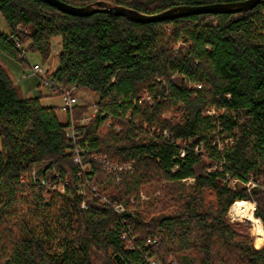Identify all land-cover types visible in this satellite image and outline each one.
<instances>
[{
  "label": "trees",
  "instance_id": "obj_1",
  "mask_svg": "<svg viewBox=\"0 0 264 264\" xmlns=\"http://www.w3.org/2000/svg\"><path fill=\"white\" fill-rule=\"evenodd\" d=\"M61 1L156 14L243 0ZM0 17V53L47 59L60 37L53 79L99 95L63 122L0 62V264H264L228 219L254 200L264 224V0L150 22L0 0Z\"/></svg>",
  "mask_w": 264,
  "mask_h": 264
},
{
  "label": "rangeland",
  "instance_id": "obj_2",
  "mask_svg": "<svg viewBox=\"0 0 264 264\" xmlns=\"http://www.w3.org/2000/svg\"><path fill=\"white\" fill-rule=\"evenodd\" d=\"M0 32L2 33H9V28L7 27L5 21L0 17ZM61 38L57 37L53 40V46L51 50L50 57L45 59L37 52H31L28 50L26 54L27 60L21 62L19 60H15L5 53H0V62L6 68L10 76L12 77L13 81L16 85L19 86L21 93L23 96H41V103L44 106H56L59 107L58 114L63 122L66 121V113L61 109V105L63 104L62 96L58 93L53 92L48 87L43 85V78L36 74L33 69L32 65L40 64L41 67L44 69V77H52L53 71L59 65V51L61 50ZM74 94L79 98V104H88L93 106L99 98V95L93 91H90L86 88H75L73 90ZM95 114L93 108L90 109V115ZM35 167L33 173H35ZM186 183L194 182L193 178H189L185 180ZM255 185L254 182H249L248 184L237 183L235 188H243L248 186L247 188L250 190ZM142 198L146 199L147 196L142 194ZM253 210V215L251 216H237L232 213L233 206L230 207L228 211V219L229 221L236 225L240 230L247 232L251 239L252 243L256 248H261L264 246V224L262 228V222L257 224L255 218H258L255 214L257 204L254 200H246ZM256 243V244H255ZM160 264V262H159Z\"/></svg>",
  "mask_w": 264,
  "mask_h": 264
},
{
  "label": "water",
  "instance_id": "obj_3",
  "mask_svg": "<svg viewBox=\"0 0 264 264\" xmlns=\"http://www.w3.org/2000/svg\"><path fill=\"white\" fill-rule=\"evenodd\" d=\"M61 11L77 16H89L98 11H106L117 15H124L131 20L140 22L162 21L198 13H236L247 11L255 7L261 0H243L229 3H215L204 6L178 5L156 14H144L135 9L113 6L104 1L86 6H74L61 0H45Z\"/></svg>",
  "mask_w": 264,
  "mask_h": 264
},
{
  "label": "built area",
  "instance_id": "obj_4",
  "mask_svg": "<svg viewBox=\"0 0 264 264\" xmlns=\"http://www.w3.org/2000/svg\"><path fill=\"white\" fill-rule=\"evenodd\" d=\"M16 47L19 50V54H20V59L23 61H26V54L28 53V50L26 48H24L23 46H21L20 43H16ZM32 69L33 71L40 75L43 78V85L45 87H48L50 90H52L55 93H58L62 96L63 99V104L61 105V109L64 112H70L72 113L73 107L77 104L80 103L79 98L74 94L73 90L76 88L75 86H71V87H63L59 84L56 83V81L53 79V77H44L42 76V74H44V69L41 67L40 64H34L32 65ZM93 110L96 111V109L94 108V105L92 106ZM210 112V111H209ZM212 113V112H211ZM89 119V116H86L82 119V122H86ZM68 136L70 138H74L75 137V131H74V126H73V119L71 120V127L68 131ZM76 157H75V161H80V157L79 154L81 152L80 149H77L76 151ZM184 154V153H183ZM118 168V167H116ZM120 169H122L121 167H119ZM128 168V167H127ZM22 181H24V179H22ZM232 185L235 186L238 181L237 179H233L231 181ZM118 212L123 211V207L122 206H117L116 207ZM146 264H159V262L155 259H147Z\"/></svg>",
  "mask_w": 264,
  "mask_h": 264
},
{
  "label": "bare ground",
  "instance_id": "obj_5",
  "mask_svg": "<svg viewBox=\"0 0 264 264\" xmlns=\"http://www.w3.org/2000/svg\"><path fill=\"white\" fill-rule=\"evenodd\" d=\"M231 208H232V213L239 217L241 216L252 217L253 215L252 207L248 206L244 201H237Z\"/></svg>",
  "mask_w": 264,
  "mask_h": 264
}]
</instances>
